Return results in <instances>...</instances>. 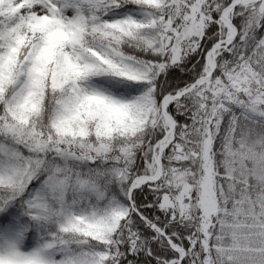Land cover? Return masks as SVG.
Returning <instances> with one entry per match:
<instances>
[{
    "label": "snow or ice",
    "instance_id": "obj_1",
    "mask_svg": "<svg viewBox=\"0 0 264 264\" xmlns=\"http://www.w3.org/2000/svg\"><path fill=\"white\" fill-rule=\"evenodd\" d=\"M0 264H264V0H0Z\"/></svg>",
    "mask_w": 264,
    "mask_h": 264
}]
</instances>
